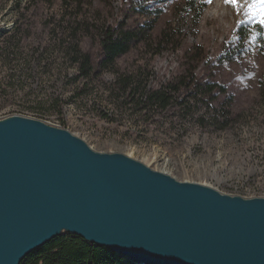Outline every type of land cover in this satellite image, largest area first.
Masks as SVG:
<instances>
[{"label":"rangeland","instance_id":"1","mask_svg":"<svg viewBox=\"0 0 264 264\" xmlns=\"http://www.w3.org/2000/svg\"><path fill=\"white\" fill-rule=\"evenodd\" d=\"M251 2L0 0V119H38L96 151L124 153L179 181L264 198V25L251 18ZM85 20L143 33V42L117 60L120 72L145 69L153 88L210 82L220 85L218 93L197 104L196 115L176 105L131 116L107 90L115 78L110 69L79 78L73 42L97 50V38L81 26ZM208 108L218 110L225 128L208 123ZM202 115L208 122L199 123Z\"/></svg>","mask_w":264,"mask_h":264},{"label":"water","instance_id":"2","mask_svg":"<svg viewBox=\"0 0 264 264\" xmlns=\"http://www.w3.org/2000/svg\"><path fill=\"white\" fill-rule=\"evenodd\" d=\"M63 233L134 264H264V198L179 181L38 119H0V264Z\"/></svg>","mask_w":264,"mask_h":264},{"label":"trees","instance_id":"3","mask_svg":"<svg viewBox=\"0 0 264 264\" xmlns=\"http://www.w3.org/2000/svg\"><path fill=\"white\" fill-rule=\"evenodd\" d=\"M191 3L192 1L188 4ZM81 26L84 27L86 33L97 38V50L94 52L85 51L73 42L70 54L77 65L79 78L81 80L91 79L92 76L110 69L115 78L108 85L107 90L122 108L131 111V116L145 118L150 112L168 111L176 105L181 113L196 115L198 113V106L196 105L206 99H213L220 89V85H217L219 86L217 88L215 84H210V82L201 83L198 81H192L188 84L183 81L177 83L171 81L159 87H149L145 77V69L125 73L115 68L117 60L127 54L134 44L143 42L144 35L142 32L135 27L126 29L122 26L95 25L87 20ZM239 34L242 35L241 37H245L244 30L240 29ZM166 35L160 37L165 38ZM180 92L183 93L181 100L178 99ZM192 100L196 103L195 105L190 104ZM217 111L214 108H208L207 115L210 117V121H206L203 117L205 115H202L198 118L199 123L206 121L218 129L225 128L227 125L224 121L218 120L219 113ZM21 264L134 263L104 247L87 242L79 236L63 233L27 255Z\"/></svg>","mask_w":264,"mask_h":264},{"label":"snow or ice","instance_id":"4","mask_svg":"<svg viewBox=\"0 0 264 264\" xmlns=\"http://www.w3.org/2000/svg\"><path fill=\"white\" fill-rule=\"evenodd\" d=\"M224 2L237 6L239 0H224ZM249 11L252 19L258 21L260 25H264V0H252Z\"/></svg>","mask_w":264,"mask_h":264}]
</instances>
